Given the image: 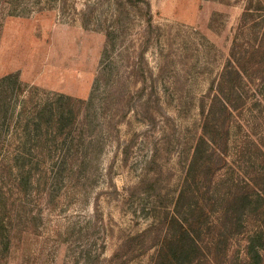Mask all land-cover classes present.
Here are the masks:
<instances>
[{"label":"rangeland","instance_id":"1","mask_svg":"<svg viewBox=\"0 0 264 264\" xmlns=\"http://www.w3.org/2000/svg\"><path fill=\"white\" fill-rule=\"evenodd\" d=\"M262 33L264 0H0V264H154L165 218H216L264 155ZM55 94L78 107L72 130L28 139L51 147L20 183L19 111ZM204 130L215 144L186 180Z\"/></svg>","mask_w":264,"mask_h":264},{"label":"trees","instance_id":"2","mask_svg":"<svg viewBox=\"0 0 264 264\" xmlns=\"http://www.w3.org/2000/svg\"><path fill=\"white\" fill-rule=\"evenodd\" d=\"M229 73L235 74L239 78L243 77V70L233 63H230L224 69V74L227 75ZM6 78L8 77H4V79ZM228 85L233 86L231 82ZM230 90L232 89L230 88ZM18 91L20 93L24 91L20 85ZM216 91H218V94H215L216 99L214 100L218 101L223 110L226 112L230 111V102L221 98L219 95V93L221 94V90ZM63 98L66 99L62 101ZM44 99L39 102L41 106L36 107L34 111H21L20 109L13 127L16 152H14L11 158L16 169V174L19 175L20 183L22 182L24 173L30 174L29 172L32 167L38 166V164L45 160L41 161L39 159L44 148L48 149L51 147L46 145L43 140L28 142V139L35 136L37 138L45 136V133H53L56 138L58 137L56 135L67 134L72 130L70 125L73 124L76 118L78 107H75L69 97L55 94ZM7 111L8 107L4 110V117ZM210 113L213 114L212 110ZM207 114L209 113L204 114L205 118H207ZM225 134H228V128L226 127ZM214 139L213 136L204 130V134L200 136V139L196 143L192 163L187 169L188 176H185L186 180L191 171H193L192 167L195 166L194 168L196 169L198 160L205 155L207 156L205 150L202 148V143L207 144L211 149L215 144ZM227 141L228 139L225 136L223 138L225 145ZM44 153L48 154L47 152ZM255 161H258V163ZM203 163L205 162L203 161ZM246 166L248 167V174L245 175L243 183L240 181L237 184L232 183L235 186L234 190H227L228 194L224 195L223 193L220 195L221 197L218 202H227V208L218 210L216 218H213L212 221L208 219L210 209L204 210L197 206L192 208L191 212L185 216L172 213L169 218H165L167 224L165 231L166 241H164V247L160 249L162 251H159L160 253H158L154 264H264V155H262L261 160L258 156L254 160L250 159ZM76 167L80 171V164ZM10 168L12 169L11 165H9ZM205 168L204 171L206 173H213L216 170L211 166L207 167V165ZM219 169L220 167L217 170ZM183 192L184 190H181V193ZM6 197L5 192L1 191L0 188V202ZM247 220L249 223H253V228L250 231L244 230L248 226L246 224ZM208 224H213L214 227L218 228L221 226L225 230L227 229V231L224 235L222 233L217 234L214 231L209 236L208 233L203 231V228L207 227ZM240 228H242L241 233H246L242 251L240 254L232 255L234 256V261L231 260L232 257L228 260V239L230 236L240 232ZM201 233L206 234L208 237L207 241L200 236Z\"/></svg>","mask_w":264,"mask_h":264}]
</instances>
